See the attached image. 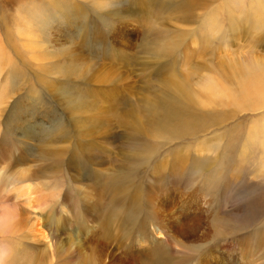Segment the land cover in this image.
<instances>
[{
    "label": "rangeland",
    "instance_id": "1",
    "mask_svg": "<svg viewBox=\"0 0 264 264\" xmlns=\"http://www.w3.org/2000/svg\"><path fill=\"white\" fill-rule=\"evenodd\" d=\"M184 1L0 0V264H264V0Z\"/></svg>",
    "mask_w": 264,
    "mask_h": 264
},
{
    "label": "bare ground",
    "instance_id": "2",
    "mask_svg": "<svg viewBox=\"0 0 264 264\" xmlns=\"http://www.w3.org/2000/svg\"><path fill=\"white\" fill-rule=\"evenodd\" d=\"M195 1V0H194ZM193 1V2H194ZM199 1V0H198ZM193 2H192V0L190 1V0H187V1H184L182 4H179L178 5V8H182V10H184L185 12H184V14L183 15H188L189 13H188V11H190L189 9H190V7L193 5ZM195 3L197 4V1H195ZM183 17V16H182ZM76 26V25H75ZM225 56H227V55H225ZM238 57V56H237ZM232 58H234V56L232 55ZM240 58V57H239ZM249 61V60H248ZM250 62V61H249ZM252 63H254V66H253V69H251V70H249L248 72L250 73V76L247 78V79H251L252 78V72H254L255 71V69H257L260 65H264V60H260V59H258V60H251V64ZM255 63H257V65H255ZM259 64V65H258ZM248 65V64H247ZM242 67V66H241ZM252 67V66H251ZM254 67H255V69H254ZM242 69H243V67H242ZM247 72V71H246ZM244 73V72H243ZM259 78V77H258ZM261 81L262 82H264V74L262 75V77H261ZM247 90H251V89H256V88H258L257 86H255L254 84H252V83H249L248 85H247ZM264 88V87H263ZM81 108V107H80ZM101 108H103V107H101ZM99 109H100V107H99ZM154 110V109H153ZM5 158V157H4ZM27 168V167H26ZM27 169H29V168H27ZM30 174V173H29ZM20 176H22V172H20V174H19ZM24 176V175H23ZM26 177H28V176H26ZM27 179V178H26ZM20 180V179H19ZM23 180H25V179H23ZM34 183V182H33ZM30 190V189H29ZM27 193H28V191H27ZM26 193V194H27ZM30 195V194H29ZM26 196H28V194L26 195ZM192 201V200H191ZM190 201V202H191ZM198 201V200H197ZM201 202V201H200ZM172 203V202H171ZM182 204V203H181ZM170 205H172V204H170ZM171 207V206H170ZM194 209V208H193ZM199 209V208H198ZM198 209L196 210V211H198ZM163 210H165V209H163ZM166 211V210H165ZM164 212V211H163ZM167 212V211H166ZM199 212V211H198ZM179 213V212H178ZM164 214V213H163ZM173 215H177V213L176 214H173ZM172 215V217L174 218V216ZM194 215H195V213H194ZM200 215H202V214H200ZM165 216V215H164ZM199 216V215H198ZM198 216H197V218H198ZM162 217V216H161ZM167 217V216H166ZM171 217V218H172ZM191 217V216H190ZM189 217V218H190ZM200 217V216H199ZM196 218V217H195ZM176 219V218H175ZM204 219V218H203ZM182 220V219H181ZM201 220L202 219H189L187 222H188V225L186 226V228H187V231L185 232V234H186V236H187V234H188V231L189 232H195V229H199V227L198 228H196L199 224H200V222H201ZM173 221V220H172ZM176 221V220H175ZM178 221V220H177ZM183 222H185L184 220H183ZM203 222V221H202ZM172 224V223H171ZM169 225V224H168ZM201 225V224H200ZM154 226V225H153ZM179 226V225H178ZM182 226H184V225H182ZM165 227V226H164ZM181 227V226H180ZM202 227V226H201ZM185 228V229H186ZM203 228V227H202ZM48 229V228H47ZM180 229V228H179ZM159 230V229H158ZM161 230V229H160ZM183 230V229H182ZM166 231H168V230H166ZM175 231H176V229H175ZM154 232V231H153ZM177 232V231H176ZM197 232V231H196ZM155 233V232H154ZM153 233V234H154ZM161 233H164V232H162L161 231ZM183 233V232H182ZM193 234H195V233H193ZM157 235V234H156ZM197 235V234H196ZM195 235V236H196ZM160 236V235H159ZM194 236V235H193ZM198 236H199V234H198ZM47 237V236H46ZM155 238V237H154ZM199 238V237H198ZM203 238V237H202ZM168 239H169V237H168ZM170 241H171V239H170ZM187 242V241H186ZM100 243V242H99ZM138 244V243H137ZM139 244H142V243H139ZM140 246V245H139ZM157 246H158V244L157 245H154L153 247L151 246V249H148V250H145V251H143V252H140V253H138L139 255H140V258H141V255H148L149 253H152L153 251H156V248H157ZM159 248H161V246H158ZM21 248V247H20ZM27 249V247H25V248H22V249H19V248H17L16 250L17 251H19V252H22V251H25ZM101 249V248H100ZM145 249V248H144ZM35 250V249H34ZM164 250V249H163ZM96 253H97V255H98V258L101 256H104L100 251L101 250H94ZM142 251V250H141ZM166 251V250H165ZM135 254V253H134ZM162 254V253H161ZM119 255V254H118ZM124 255V254H123ZM137 255V254H136ZM131 256V255H130ZM138 257V256H137ZM206 257V256H205ZM34 258V257H33ZM139 258V259H140ZM102 259H103V257H102ZM126 259V258H125ZM112 260V259H111ZM142 260V259H141ZM205 260H207V259H205ZM117 261V260H116ZM115 261V262H116ZM165 261V260H164ZM111 262V261H110ZM112 262L113 263H115L113 260H112ZM119 262V261H118ZM145 262V261H144ZM205 262V261H204ZM120 263V262H119ZM85 264H86V261H85ZM137 264H139V263H137ZM204 264V263H203Z\"/></svg>",
    "mask_w": 264,
    "mask_h": 264
}]
</instances>
